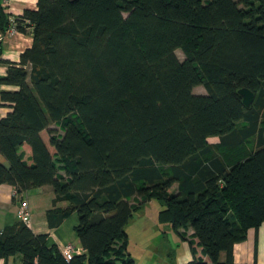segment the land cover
Returning a JSON list of instances; mask_svg holds the SVG:
<instances>
[{"label": "trees", "instance_id": "obj_1", "mask_svg": "<svg viewBox=\"0 0 264 264\" xmlns=\"http://www.w3.org/2000/svg\"><path fill=\"white\" fill-rule=\"evenodd\" d=\"M36 6L11 23L0 0L1 32L32 27L1 79L16 90L1 93L11 111L0 119V185L51 187L69 207L47 211L48 226L75 213L84 253L67 261L17 221L0 231V259L135 264L125 228L157 201L158 220L191 228L209 259L186 264H235L234 245L264 223V0ZM241 88L254 94L249 108Z\"/></svg>", "mask_w": 264, "mask_h": 264}, {"label": "crops", "instance_id": "obj_2", "mask_svg": "<svg viewBox=\"0 0 264 264\" xmlns=\"http://www.w3.org/2000/svg\"><path fill=\"white\" fill-rule=\"evenodd\" d=\"M1 5L4 11L9 14L11 23L25 9L35 10L37 8L36 0H1ZM6 30L4 32L0 31V119L11 111V106L8 103L2 102L1 93L16 90L14 87L1 83V79L6 75L7 63H19L21 53L32 45V27L28 26L26 33L17 30L7 33ZM44 134L47 133L45 131L41 132V138L50 154L54 155L55 150L49 145V135L44 136ZM218 142L219 140L211 144ZM14 191L15 188L11 185H0V231L18 221L17 209L21 200H23L27 202L31 215V222L28 228L35 235H47V246L54 245L59 250L70 246L78 249L79 255L84 253L80 248L74 230L78 225V217L75 213L64 219L58 227L53 229L49 228L46 220L47 211L54 208L66 209L69 207L68 202H57L54 204L55 194L49 186L29 190L23 194H19L17 197L13 196ZM172 192H177V187ZM193 233L191 228L179 229L178 233L174 232L176 243L178 247L182 248V252L179 255H175L176 260L173 263L186 264L194 259L202 260L203 262L209 261L204 256L202 248L199 246L198 240L193 236ZM225 258V254L221 253L220 261L224 262ZM233 260L235 264H264V223L258 229H249L245 240L234 245ZM0 264H22V258L20 255H15L6 260L0 259Z\"/></svg>", "mask_w": 264, "mask_h": 264}, {"label": "rangeland", "instance_id": "obj_3", "mask_svg": "<svg viewBox=\"0 0 264 264\" xmlns=\"http://www.w3.org/2000/svg\"><path fill=\"white\" fill-rule=\"evenodd\" d=\"M179 59L184 55L180 49L176 50ZM196 94H205L203 87L194 89ZM54 128V126H52ZM59 134V130H56ZM44 136H48L44 134ZM215 143L218 139H209ZM176 185L170 192L176 189ZM162 209L157 201H150L143 204L135 213L126 226L128 236L127 252L135 261V264H175V255L182 252V248L176 243V236L169 224L161 223L158 220V212Z\"/></svg>", "mask_w": 264, "mask_h": 264}, {"label": "built area", "instance_id": "obj_4", "mask_svg": "<svg viewBox=\"0 0 264 264\" xmlns=\"http://www.w3.org/2000/svg\"><path fill=\"white\" fill-rule=\"evenodd\" d=\"M16 31L14 25L12 24L9 28H7V33H12ZM19 193H17L16 189L13 192V196L17 197ZM17 219L18 221L24 223L26 226H28L31 222V215L29 211V207L26 201L21 200L18 209H17ZM62 256L68 261L70 260L74 255H79V250L74 249L70 246L64 247L60 250Z\"/></svg>", "mask_w": 264, "mask_h": 264}, {"label": "water", "instance_id": "obj_5", "mask_svg": "<svg viewBox=\"0 0 264 264\" xmlns=\"http://www.w3.org/2000/svg\"><path fill=\"white\" fill-rule=\"evenodd\" d=\"M238 94L242 98V103L246 108H249L254 101V94L246 88H241Z\"/></svg>", "mask_w": 264, "mask_h": 264}]
</instances>
